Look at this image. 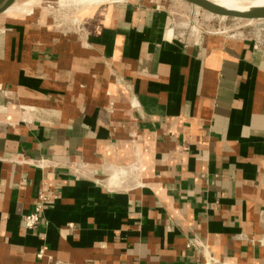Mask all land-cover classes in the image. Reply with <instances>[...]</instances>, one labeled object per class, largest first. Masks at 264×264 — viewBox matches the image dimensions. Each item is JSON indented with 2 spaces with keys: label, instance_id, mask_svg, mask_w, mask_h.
<instances>
[{
  "label": "crops",
  "instance_id": "0c3cea01",
  "mask_svg": "<svg viewBox=\"0 0 264 264\" xmlns=\"http://www.w3.org/2000/svg\"><path fill=\"white\" fill-rule=\"evenodd\" d=\"M175 6L0 14V264H264V37Z\"/></svg>",
  "mask_w": 264,
  "mask_h": 264
},
{
  "label": "rangeland",
  "instance_id": "374dc122",
  "mask_svg": "<svg viewBox=\"0 0 264 264\" xmlns=\"http://www.w3.org/2000/svg\"><path fill=\"white\" fill-rule=\"evenodd\" d=\"M83 1V4L81 3ZM89 1V0H87ZM86 0H18L16 2V11L15 6L7 10L5 13L19 16H27L31 14V8L33 7L34 12L39 10L43 14V18L46 21L52 22L55 28L63 31H72L74 26L77 24V21L80 19L82 13L85 11L89 12L91 7L97 6L101 3L110 2L114 0H108L99 3H89ZM117 1V0H115ZM178 1V0H175ZM186 7V9H177L178 7L172 8V14L174 17L181 19L182 22L186 21V18L189 19V27L196 29V9L204 13L205 18L198 20L200 25H210L212 28H215V31H224L229 34L231 33H244L248 35H262L264 37V19H240L233 17H223L210 13L203 8L195 6L187 1L179 0ZM34 3V4H33ZM87 4V5H86ZM174 10V11H173ZM186 17V18H185ZM208 17V18H207ZM199 25V26H200ZM203 27V26H202Z\"/></svg>",
  "mask_w": 264,
  "mask_h": 264
},
{
  "label": "water",
  "instance_id": "95a60500",
  "mask_svg": "<svg viewBox=\"0 0 264 264\" xmlns=\"http://www.w3.org/2000/svg\"><path fill=\"white\" fill-rule=\"evenodd\" d=\"M15 1L16 0H0V14L8 10ZM184 1H187L195 6H198L200 8H203L204 10L209 11L212 14L219 16H226V17H233L240 19H264V7L260 9H255L253 11L237 12V11L223 9L210 0H184Z\"/></svg>",
  "mask_w": 264,
  "mask_h": 264
},
{
  "label": "bare ground",
  "instance_id": "6f19581e",
  "mask_svg": "<svg viewBox=\"0 0 264 264\" xmlns=\"http://www.w3.org/2000/svg\"><path fill=\"white\" fill-rule=\"evenodd\" d=\"M80 1V0H79ZM87 1V0H86ZM91 3H99L108 0H89ZM89 1H87L89 3ZM217 6L237 12L253 11L255 9H260L264 7V0H210ZM83 4V1L81 2ZM87 5V4H86ZM226 17V16H223ZM253 20V19H249Z\"/></svg>",
  "mask_w": 264,
  "mask_h": 264
},
{
  "label": "built area",
  "instance_id": "2783aa9c",
  "mask_svg": "<svg viewBox=\"0 0 264 264\" xmlns=\"http://www.w3.org/2000/svg\"><path fill=\"white\" fill-rule=\"evenodd\" d=\"M219 32H224V31H219ZM42 200H44V197ZM40 210H41V205H38L35 210H33L32 212L24 216V223L27 229L31 230L37 227L40 221V217H39ZM42 254H43V251L40 250L38 255L41 256Z\"/></svg>",
  "mask_w": 264,
  "mask_h": 264
}]
</instances>
